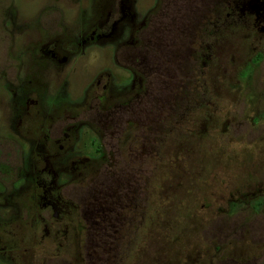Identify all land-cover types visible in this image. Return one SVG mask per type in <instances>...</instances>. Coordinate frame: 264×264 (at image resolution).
<instances>
[{"label":"flooded vegetation","instance_id":"1","mask_svg":"<svg viewBox=\"0 0 264 264\" xmlns=\"http://www.w3.org/2000/svg\"><path fill=\"white\" fill-rule=\"evenodd\" d=\"M1 2L0 264H106L115 224L141 202L150 218L165 115L198 95L191 74L220 76L235 20L264 60V0Z\"/></svg>","mask_w":264,"mask_h":264},{"label":"rangeland","instance_id":"2","mask_svg":"<svg viewBox=\"0 0 264 264\" xmlns=\"http://www.w3.org/2000/svg\"><path fill=\"white\" fill-rule=\"evenodd\" d=\"M139 1L145 6L150 0ZM2 12L0 0V21ZM240 23L234 21L217 48L220 76L213 81L191 74L198 95L190 96L185 110L165 115V160H151L149 203L151 212L161 205L165 213L144 222L141 204L134 229L122 220L115 224L118 233L104 240L105 259L111 258L106 264H148L162 234L165 254L159 264H264V202L256 206L264 198V60L255 57L256 36ZM1 38L0 22V62ZM252 60L251 68H243ZM141 172L140 179L146 176ZM162 186L165 198L157 201ZM63 257L38 259L65 264Z\"/></svg>","mask_w":264,"mask_h":264},{"label":"trees","instance_id":"3","mask_svg":"<svg viewBox=\"0 0 264 264\" xmlns=\"http://www.w3.org/2000/svg\"><path fill=\"white\" fill-rule=\"evenodd\" d=\"M152 185V184H151ZM163 196H164V198H165V186L163 187L162 186V189L160 190V193H159V196H158V198H157V201H159V200H162V198H163ZM161 197V199H159ZM163 198V199H164ZM159 199V200H158ZM141 204H144L143 202H141ZM261 205H257V207L259 208ZM234 207V206H233ZM139 208V207H138ZM161 208H163L161 205H158L157 207H156V209H153L152 210V212H151V209H150V207H146V210L145 211H147V214L148 215H154V217H158V218H160L161 217V215L160 214H162L163 212L165 213V210H162ZM143 209H141V211H142ZM161 211H162V213H161ZM144 212V211H143ZM164 217H165V215H164ZM159 239H160V241L159 242H162L161 243V245L158 247V248H156L155 250H154V252H155V254H153V255H160L161 253H165V234L163 235L162 234V236H161V238L159 237ZM156 246V245H155ZM157 247V246H156ZM157 250H161L160 252H157ZM152 255V256H153ZM151 256V257H152ZM150 257V258H151ZM149 264V263H148Z\"/></svg>","mask_w":264,"mask_h":264}]
</instances>
